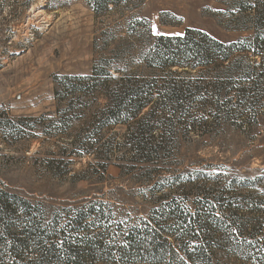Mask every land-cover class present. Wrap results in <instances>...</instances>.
<instances>
[{
	"label": "rangeland",
	"instance_id": "obj_1",
	"mask_svg": "<svg viewBox=\"0 0 264 264\" xmlns=\"http://www.w3.org/2000/svg\"><path fill=\"white\" fill-rule=\"evenodd\" d=\"M247 14L239 12L237 0H0V180L42 198L50 216L103 210L108 218L89 219L99 224L84 235L102 234L108 241L119 233L125 244L124 236L139 226L162 244L163 259L136 264H176L172 254L194 233L166 218L168 204L174 210L186 204L195 215L218 198L241 204L262 191L247 189L246 181L264 175V100L252 104L232 95L223 110H166L160 90L168 80H201L152 70L142 53L152 37L182 35L187 28L227 43L249 37L254 30L243 23ZM106 61L111 78H99L96 92L66 89L91 83L64 76H90ZM129 75L151 86L150 105L129 123L104 124L114 97L101 88ZM249 80L242 86L250 87ZM214 81L208 76L202 85L211 91ZM148 113L152 131H146ZM140 140L150 149L139 150ZM87 144L97 153L85 152ZM235 210L214 215L234 225L242 218Z\"/></svg>",
	"mask_w": 264,
	"mask_h": 264
},
{
	"label": "trees",
	"instance_id": "obj_2",
	"mask_svg": "<svg viewBox=\"0 0 264 264\" xmlns=\"http://www.w3.org/2000/svg\"><path fill=\"white\" fill-rule=\"evenodd\" d=\"M110 1L96 0L100 5ZM262 4L263 0H237L239 12L248 13L244 16L245 20L242 18L243 23L250 22L254 33L234 42H223L193 28H187L182 35L152 37L151 45L142 53L148 68L166 71L171 78L187 75L201 80L200 84L196 82L194 85L181 81V78L168 80L166 89L160 90L166 100V110L189 111L187 108L193 106L223 110L235 95L242 102L245 98L252 104L264 100ZM109 65L110 62L106 61L105 65L94 67L90 76H64L63 80L91 83L88 86L66 84V89L76 93L96 92L99 78L110 81ZM114 69L123 71L125 66ZM208 76L215 78L212 93L207 90L206 84L202 85ZM247 79L251 81L250 87L242 86ZM146 82L129 75L123 76L112 88H101L114 97L104 109L108 120L104 124L129 123L147 108L152 101V88ZM151 116L149 113L145 115V120L149 121L145 125L148 129L144 126L146 131L155 128L149 127ZM92 146L87 144L82 147L85 152L97 153ZM137 147L142 151L150 149L144 140L137 142ZM102 153L106 156L107 151ZM246 185L249 190L260 186L262 191L254 197L245 198L241 204L218 198L210 208L204 206L205 209H199L195 215L190 213L186 204L177 206L176 210L171 203L166 206V218L181 221L177 223L178 230L182 228L194 233L180 244V253L172 254L171 259L176 260V264H224L222 257L231 259L230 262L233 260L231 264H264V175L247 180ZM217 209H221L222 213L241 210L242 218L234 225L227 224L214 215ZM97 217L108 218L103 210L96 208L73 216L57 212L50 216L42 198L16 191L0 180V264H136L163 259L162 244L139 226L132 227L124 236L125 244L120 242L119 233L111 235L108 241L102 234L84 235V231L99 224L96 220L88 222ZM174 231L170 233L173 235ZM207 231H214L220 237L202 238L200 233Z\"/></svg>",
	"mask_w": 264,
	"mask_h": 264
},
{
	"label": "snow or ice",
	"instance_id": "obj_3",
	"mask_svg": "<svg viewBox=\"0 0 264 264\" xmlns=\"http://www.w3.org/2000/svg\"><path fill=\"white\" fill-rule=\"evenodd\" d=\"M153 28H155V26H153Z\"/></svg>",
	"mask_w": 264,
	"mask_h": 264
}]
</instances>
